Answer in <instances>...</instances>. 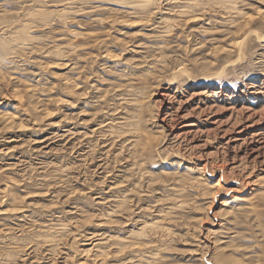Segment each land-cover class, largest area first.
Segmentation results:
<instances>
[{
  "label": "rangeland",
  "instance_id": "374dc122",
  "mask_svg": "<svg viewBox=\"0 0 264 264\" xmlns=\"http://www.w3.org/2000/svg\"><path fill=\"white\" fill-rule=\"evenodd\" d=\"M263 14L0 0V264H264Z\"/></svg>",
  "mask_w": 264,
  "mask_h": 264
},
{
  "label": "bare ground",
  "instance_id": "6f19581e",
  "mask_svg": "<svg viewBox=\"0 0 264 264\" xmlns=\"http://www.w3.org/2000/svg\"><path fill=\"white\" fill-rule=\"evenodd\" d=\"M175 7H177V6H175ZM178 7H179V6H178ZM180 7H181V6H180ZM232 8H233V7H232ZM179 9H180V8H179ZM181 9H182V8H181ZM43 10H45V9H43ZM45 11H46V10H45ZM59 11H60V10H59ZM38 12H39V11H38ZM179 12H181V11H179ZM182 12H183V11H182ZM182 12H181V13H182ZM183 13H184V12H183ZM263 15H264V14H263ZM44 16H45V15H44ZM167 18H168V17H167ZM242 22H243V21H242ZM167 25H168V24H167ZM168 26H169V25H168ZM166 28H167V27H166ZM167 29H168V28H167ZM239 29H240V28H239ZM239 29H238V30H239ZM261 36H263V35H261ZM258 39H260V38H258ZM244 48H245V47H244ZM193 82H194V81H193ZM254 91H255V90H254ZM263 117H264V116H263ZM10 119H11V118H10ZM215 121H216V120H215ZM69 131H70V130H69ZM202 131H203V130H202ZM72 132H73V131H72ZM72 132H70V133H72ZM68 133H69V132H68ZM261 134H262V133H261ZM259 139H260V138H259ZM259 139H258V140H259ZM174 140H175V139H174ZM261 142H262V141H261ZM261 142H260V143H261ZM106 144H107V143H106ZM246 145H247V144H246ZM197 155H198V154H197ZM21 160H22V159H21ZM83 192H84V191H83ZM243 201H244V200H243ZM9 204H10V203H9ZM252 210H253V209H252ZM171 211H172V210H171ZM143 230H144V229H143ZM139 233H140V232H139ZM90 238H91V237H90ZM97 243H98V242H97ZM115 244H116V242H115ZM120 247H121V246H120ZM24 254H25V253H24ZM100 255H102V254H101V251L99 252L98 256H100ZM95 257H96V256H95ZM204 258H205V257H204ZM49 260H50V259H49ZM98 261H99V260H98ZM202 261H203V260H202Z\"/></svg>",
  "mask_w": 264,
  "mask_h": 264
}]
</instances>
